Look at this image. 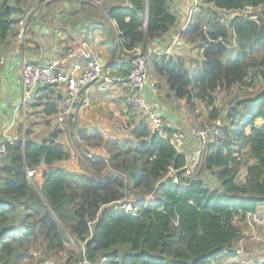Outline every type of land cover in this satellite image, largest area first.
<instances>
[{
  "label": "trees",
  "instance_id": "16d2710c",
  "mask_svg": "<svg viewBox=\"0 0 264 264\" xmlns=\"http://www.w3.org/2000/svg\"><path fill=\"white\" fill-rule=\"evenodd\" d=\"M33 1L0 0V52ZM80 3L61 25L75 27L87 10L112 19L115 31L94 21L119 49L110 51L111 60L145 51V41L177 21L168 0ZM196 8L186 28L201 51L196 70L181 56L153 53L150 64L175 98L206 104L207 123L222 119L221 136L209 138L199 174L185 173V155L171 143L173 129L152 132L143 117L126 137L110 140L115 146L107 158L93 154L92 172L64 166L70 151L58 141L61 129L32 138L27 128L0 153V264H20L36 240L48 256L59 255L68 236L80 247L65 264H264V226L256 223L262 231L255 246L239 243L249 216L264 217V0H198ZM128 56L117 74L128 73ZM54 88H44L29 107L56 120L63 97H53ZM234 88V102L222 114L215 93ZM91 136L105 141L97 130ZM245 239L254 240L250 233Z\"/></svg>",
  "mask_w": 264,
  "mask_h": 264
},
{
  "label": "crops",
  "instance_id": "0c3cea01",
  "mask_svg": "<svg viewBox=\"0 0 264 264\" xmlns=\"http://www.w3.org/2000/svg\"><path fill=\"white\" fill-rule=\"evenodd\" d=\"M81 1H86L92 6H97V4L105 1L107 2V0H95L96 3H94L93 0ZM81 1L73 0L72 4H70L72 6H70L69 0H34L25 15L19 18L21 19L24 17L27 19V31L22 45H19L17 38L19 30L18 22L15 24L13 36L10 37L7 47L1 49L0 52V131L3 127L8 125L17 114L16 107L20 102L22 90L20 65L23 60L44 64L51 59L60 57L72 47L79 45L83 40H87L91 54L99 57L103 61L105 71L116 74L122 69V60L124 61V56L128 55V52L124 51L121 57H114L113 60L110 59V51L113 47L118 51L119 49L114 46V43L106 40L102 26L94 27V21H97L96 19H98V17H96L92 11H82L79 14L78 23L73 28L70 24L65 26L61 25V23L66 22L68 19L66 12L71 10V7L74 6L80 8ZM108 1L127 3V0ZM168 1L170 10L177 15L175 26L163 36L150 42L145 41L142 47L152 54L181 56L186 59V65L190 71H195L197 63L201 60V51L198 50L200 57H196L194 55L196 53L191 52L190 46L193 45H190V42L196 46L197 44L188 40L189 36L186 40L183 36L182 38L184 40L180 37L173 39V36L187 22L188 13L192 11L191 13L193 15V12L197 10V8L196 6L193 7L192 0ZM101 9L103 8L101 7ZM192 15L190 20L192 19ZM102 20L112 26L115 31V24L112 19L105 15V19ZM187 24L182 31L180 30L181 35L189 33L186 29ZM148 74L150 78H154L158 81L160 87L159 93L155 95L150 93L147 89L142 91L150 108L162 118V124L165 129L167 127L173 129L174 136L172 137H180L183 140L182 148L184 151L194 150L196 141L190 135V128L196 118L193 119L191 117V112L188 110L189 107L185 102L186 100L175 98L171 89L168 88L166 80L155 73L151 64L148 66ZM125 90L123 86L117 85L111 89L109 94L107 93L108 95L104 94L105 97L101 98L100 96H96L94 94V92H96L95 89L90 87L88 89L90 97L89 104L85 107L76 108L74 111V114H76L75 118H80V122H85L87 120L85 123L86 126L88 120L91 119H95V122L99 121L100 125L106 122V127H102L101 129L100 125H98V128L95 127L99 132L105 130V128L108 131L110 129V125H108L110 120L120 116L121 109L124 112L127 109L123 101V93ZM62 92L60 87H55L53 97L56 99L61 98ZM196 101L198 100L195 99V102ZM175 102H178L181 107H174ZM31 112L32 110H30L29 107L26 113L27 117ZM89 126L91 128L94 127L92 124ZM56 128L62 130L60 126ZM64 166L68 167L70 165ZM72 166L73 167H70L72 170H80L74 165Z\"/></svg>",
  "mask_w": 264,
  "mask_h": 264
},
{
  "label": "built area",
  "instance_id": "2783aa9c",
  "mask_svg": "<svg viewBox=\"0 0 264 264\" xmlns=\"http://www.w3.org/2000/svg\"><path fill=\"white\" fill-rule=\"evenodd\" d=\"M93 2L96 3L95 0ZM192 2L193 7L198 4V0H192ZM191 12L188 13L187 22L181 27V31L190 20ZM18 25L17 38L19 45H22L27 31V19L24 17L19 19ZM180 30L173 36V39H177ZM127 52L129 54V71L126 75L105 71L103 61L91 54L87 40H83L60 57L51 59L44 64L23 60L20 65L22 87L20 102L16 107L17 114L14 119L0 131V153L4 150L5 141L16 140L19 133L24 134L25 113H27L30 104L45 95L44 88L53 86L60 87L63 91V98L60 101L61 108L56 116L58 123H63L65 119H72L76 108L89 104L88 89L90 87L99 92H105L120 85L126 89L123 93V100L129 114L143 117L152 132L162 133V119L150 108L142 92L147 89L155 95L160 91L158 81L150 78L148 74L152 53L141 48ZM190 135L196 141L195 149L192 151L183 150V140L180 137L171 138V143L185 155V173L193 175L194 169L202 164L209 138L221 136V122L216 119L210 123H195L190 128ZM34 173V170L28 171L29 176ZM249 221L264 226V217L259 215L249 216L247 222Z\"/></svg>",
  "mask_w": 264,
  "mask_h": 264
},
{
  "label": "rangeland",
  "instance_id": "374dc122",
  "mask_svg": "<svg viewBox=\"0 0 264 264\" xmlns=\"http://www.w3.org/2000/svg\"><path fill=\"white\" fill-rule=\"evenodd\" d=\"M106 5H107V2H106ZM100 10L104 12L103 9H100ZM232 13L233 12H228V13L226 12L225 14L227 15V17L229 16L231 17ZM98 19L102 20L103 17L99 16ZM93 25L94 27H97V26L101 27L100 22H96ZM14 28H15V24L13 23L11 25L10 32L12 31L14 32ZM189 35H190L189 33L187 34L185 33L183 35L179 34L177 38L179 37L182 38L183 36L184 39L186 40V38ZM190 45H193V46H190L191 52L196 53L194 54L196 57H200L199 51H198L199 49L197 47L198 44L196 46L190 42ZM95 91L96 92H94V94L96 96H100L101 98H103L105 97V95L109 94L111 89L107 90V92H99L96 89ZM247 91H249V88L245 91L244 90L240 91L239 94L240 95L246 94ZM230 92H231L230 94L226 93L225 91H217L215 93V96H216L215 104L222 109L221 110L222 114L225 112L224 111L225 109H228L233 104L234 99L237 95L236 88H234ZM174 107H181V106L178 102H175ZM188 107L189 109L188 108L187 109L191 112L190 114L191 117L193 119L196 118V120L193 121L192 125H194L195 123L203 124L207 121L208 107L206 106L205 103H203L202 101L200 102V100L195 102L194 100L193 105L192 106L188 105ZM30 110H32V112L28 114V117H27V114L25 113L24 131L27 128L30 129L32 127L33 132L30 135L32 138H36V137L50 135L53 129H56V127H59V126L62 127L61 133L58 136V141L62 142L65 145V147L70 151V158L63 163L64 164L69 163L70 165L68 166L69 169H71L70 167H73L72 165H74L80 170L86 169L90 172L93 171V168L91 166L93 158L95 157L93 154L96 153L97 156H101V157L105 156L107 158L108 154L112 152L115 146V144H112L110 140L111 139L113 140L123 139L129 134L131 127H133V125H135L140 120V116L131 117L129 115V112L128 114H125V112L122 111L121 109V115L116 117L115 119L110 120L108 124L110 125V129L107 131L105 128V130H101L99 132L100 135H102L105 138V141H102L101 138H99V136H96V137L91 136L92 133L95 130H97V128L99 127L98 125H100L99 121L95 122V119L88 120L87 126H86L85 123L87 120L85 122L84 121L80 122V118H77V117L75 118L74 116L76 114H73L74 116L72 117V119L71 118L69 120L65 119L63 123H57V121L53 118V116L45 117L44 115H42L41 107H37L34 109L30 107ZM218 121L221 122L222 119L219 117ZM91 124L92 126L94 127L96 126L97 128L96 127L95 128L93 127L94 129L91 128L89 126ZM100 126H101L100 129L102 127H106V122L105 123L103 122V124ZM199 171H200V168L198 166L194 169L192 174L197 175L199 174ZM35 180H37V178H35ZM35 180H34V183H35ZM129 192H130V195H136L134 189L129 190ZM151 198L152 197L150 196L148 197L149 200ZM126 209H129V206H126ZM250 227H251V230L248 229ZM259 231H262V229L260 227H257L255 222L253 221L246 222V228H245L246 237H247V234L250 233L254 239L255 234H258ZM245 238L244 239L242 238L239 242L241 243V247H244L245 243H246L245 246H248L250 248L252 246H255V242H254L256 241L255 239L253 240V242H251L250 241L251 239H245ZM35 243L36 244L31 245L30 254H28L26 259L21 261L20 264H65L66 260L70 257V252L77 253L80 247V243L75 242L71 236H68V238L66 239V243H65L66 244L65 251L60 252L59 255H49L48 256L47 254L44 253L42 246L38 244L42 242L40 240H36ZM263 243H264V238H263ZM239 252H241V250H239ZM212 264H226V262L220 263V262L214 261L212 262Z\"/></svg>",
  "mask_w": 264,
  "mask_h": 264
},
{
  "label": "water",
  "instance_id": "95a60500",
  "mask_svg": "<svg viewBox=\"0 0 264 264\" xmlns=\"http://www.w3.org/2000/svg\"><path fill=\"white\" fill-rule=\"evenodd\" d=\"M238 13L234 12L231 14V18H234ZM224 16L227 17V15L224 13ZM37 141H39V139H37Z\"/></svg>",
  "mask_w": 264,
  "mask_h": 264
}]
</instances>
